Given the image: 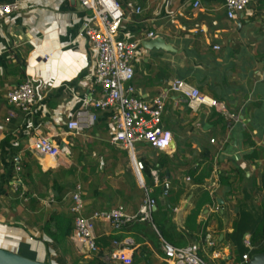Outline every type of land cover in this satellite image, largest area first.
<instances>
[{
  "label": "crops",
  "instance_id": "obj_1",
  "mask_svg": "<svg viewBox=\"0 0 264 264\" xmlns=\"http://www.w3.org/2000/svg\"><path fill=\"white\" fill-rule=\"evenodd\" d=\"M117 1L126 16L120 37L139 44L138 93L147 100L167 94L163 125L172 133L171 149L138 144L136 157L153 177L147 188L128 151L112 144V110L92 106L101 89L93 43L80 36L91 13L79 0H0L20 4L0 34V248L54 264H108L102 256L126 248L135 264H174L162 247L165 231L176 247L199 245L207 264H248L244 255L264 250L261 240L253 242L264 231V0L234 20L225 0H199V8L197 0ZM157 37L173 50L144 47ZM28 77L38 102L31 115L11 116L6 95ZM175 79L219 100L239 120L208 107L193 111L169 91ZM79 114L95 120L76 135L68 123ZM42 136L59 145V156L33 151ZM78 186L86 217L118 206L135 214L148 192L156 200L155 227L137 222L117 231L97 221L99 254H80L70 212ZM54 216L72 218L70 235L61 237Z\"/></svg>",
  "mask_w": 264,
  "mask_h": 264
},
{
  "label": "built area",
  "instance_id": "obj_2",
  "mask_svg": "<svg viewBox=\"0 0 264 264\" xmlns=\"http://www.w3.org/2000/svg\"><path fill=\"white\" fill-rule=\"evenodd\" d=\"M253 1L225 0L227 17L236 19ZM79 2L82 9L91 13L80 36L90 39L93 43L96 52L95 82L101 89V98L93 102L92 106L100 111L112 110L114 132L111 142L128 151L135 170L141 174L145 166L143 161L136 157L137 144L145 143L158 151L167 152L172 146V133L163 125L167 94L161 93L147 100L138 93L134 85L136 73L134 61L139 44L120 37V29L126 19L122 5L117 0H79ZM200 5L199 0L193 4L194 8H199ZM19 10L20 4L17 2H0V34L3 21ZM135 12L140 14L142 9L137 8ZM149 37L154 38V34L150 33ZM215 49L219 50L220 47L216 46ZM168 89L181 95L193 111L208 107L216 109L232 122L239 120L238 116L229 112L222 102L203 94L196 86L185 80L171 81ZM6 98L13 108L11 116H14L15 110L31 115L38 102L35 81L31 77L26 78L23 83L8 91ZM94 120V115L79 114L75 120L68 123V127L76 135H80L86 127L93 125ZM211 142L215 143V140L212 139ZM32 149L38 155L52 158L61 153L59 145L46 136L38 137ZM153 176H156V173H153ZM141 185L146 189L145 182ZM165 186L168 188L169 184L166 183ZM72 202L70 207V212L74 215L72 239L80 254H99L100 247L95 234L97 221L108 222L117 231L137 222L150 223L155 227L153 210L156 207V200L148 192L135 214L128 213L124 206H118L109 211H96L90 217L84 216L85 205L80 186L72 194ZM246 242L251 245L249 241ZM114 244L118 246L121 243L115 241ZM162 247L167 259L174 264H207L199 257L200 247L197 244L176 247L162 238ZM120 249L102 256V262L135 264L129 249ZM243 259L247 262L250 257L244 255Z\"/></svg>",
  "mask_w": 264,
  "mask_h": 264
},
{
  "label": "water",
  "instance_id": "obj_3",
  "mask_svg": "<svg viewBox=\"0 0 264 264\" xmlns=\"http://www.w3.org/2000/svg\"><path fill=\"white\" fill-rule=\"evenodd\" d=\"M144 47L150 50H165L172 51V47L166 44L165 40L161 37H157L155 39H151L143 43ZM0 264H54L52 261L41 262L36 261L21 254L8 251L0 248ZM248 264H264V254H254Z\"/></svg>",
  "mask_w": 264,
  "mask_h": 264
},
{
  "label": "trees",
  "instance_id": "obj_4",
  "mask_svg": "<svg viewBox=\"0 0 264 264\" xmlns=\"http://www.w3.org/2000/svg\"><path fill=\"white\" fill-rule=\"evenodd\" d=\"M214 115L216 116V114H214ZM218 118H219L220 122L224 123V120H223L222 117L219 116ZM144 166L145 167H144L143 174H144V178H145V181H146V187L149 188V187L153 186V177L151 175V170L147 166L146 163H144ZM199 210L200 209H197L194 212L195 216L198 215ZM52 220L55 221V224L57 226L58 232H59V234L61 235L62 238L65 237V236H68V235H70L72 233V223H73L72 218L67 217V218L63 219L61 217H55L54 216V218ZM163 237L167 240V238H166L167 235L165 234V231H163ZM257 240H261L260 243L261 242L264 243V231L262 233V230H259L258 233L254 236L253 242H255ZM263 252H264V250L262 249L260 251H257L256 254H259V253L263 254ZM71 264H77V263H71ZM93 264H98V263H93Z\"/></svg>",
  "mask_w": 264,
  "mask_h": 264
},
{
  "label": "rangeland",
  "instance_id": "obj_5",
  "mask_svg": "<svg viewBox=\"0 0 264 264\" xmlns=\"http://www.w3.org/2000/svg\"><path fill=\"white\" fill-rule=\"evenodd\" d=\"M138 151V144L136 145V152ZM200 257V256H199ZM206 262V261H205Z\"/></svg>",
  "mask_w": 264,
  "mask_h": 264
}]
</instances>
